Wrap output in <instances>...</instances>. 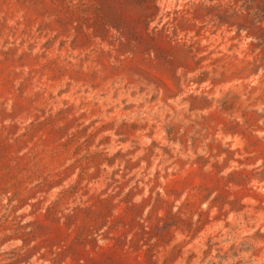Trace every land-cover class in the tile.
<instances>
[{"label":"rangeland","instance_id":"obj_1","mask_svg":"<svg viewBox=\"0 0 264 264\" xmlns=\"http://www.w3.org/2000/svg\"><path fill=\"white\" fill-rule=\"evenodd\" d=\"M0 264H264V0H0Z\"/></svg>","mask_w":264,"mask_h":264}]
</instances>
